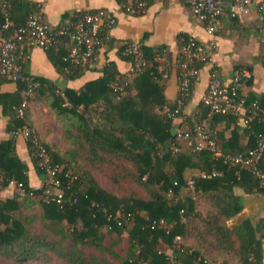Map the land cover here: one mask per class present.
I'll list each match as a JSON object with an SVG mask.
<instances>
[{
    "label": "trees",
    "instance_id": "1",
    "mask_svg": "<svg viewBox=\"0 0 264 264\" xmlns=\"http://www.w3.org/2000/svg\"><path fill=\"white\" fill-rule=\"evenodd\" d=\"M5 1L11 5L13 27L22 25L37 11V4L25 0H1L0 29L4 24ZM145 1L148 7L152 3ZM180 37L182 46L188 36ZM113 42L112 38L107 46L113 47ZM142 48L150 61L157 52L167 50L166 47ZM122 52L123 47L119 54L129 61ZM47 53L67 80L76 79L86 71L69 67L62 60L63 51ZM153 65L150 71L133 79L121 100L109 86L119 74L114 63L105 66L102 78L80 91L59 89L54 83L37 79L40 83L37 92L48 93L53 98L50 106L58 119H64L68 133L65 139L71 144L70 149L60 153L40 140L51 154L53 164L63 168L61 191L66 203H47L41 198L42 186L37 189L30 186L28 164L16 154L14 140L0 142V194L11 181L22 183L25 191L24 196L17 193L6 199L0 195V255L6 260L14 264L36 261L48 264L53 258L62 264H208L201 249L174 247L176 237L186 236L190 220L200 218L196 199L206 196L216 210L204 220V235L201 233L210 240L209 246L214 251L240 257L239 264H264V218L257 223L247 218L233 228L227 225L245 208L244 198L236 189L264 196V185L247 171L229 169L209 152L190 153L186 144L177 140L173 134L174 120L164 112L165 107L175 109L177 100L167 103L164 86L160 84L163 76L158 73L157 63ZM18 84L14 96L3 95L0 99L11 118L12 134L32 127L29 108L25 119L17 117L21 93L26 88L25 83ZM193 89L194 86L191 94ZM246 97L248 102L257 101L264 107V97ZM101 104L102 123H94L86 115ZM207 113L208 108L202 104L190 128L203 124ZM218 124H225L226 128L214 132ZM211 129L225 153H238L251 145L247 142L248 134L235 126L233 118L215 117ZM227 129L232 130L229 138L225 135ZM262 130L257 125L256 131ZM29 147L37 174L46 179L31 143ZM214 169L221 175L211 179L200 174L193 176L194 189L187 190V181L192 178L186 176L188 171L210 173ZM96 172L117 190L133 185L143 189L147 197L134 191L129 197H117L100 186L94 176ZM128 215L131 220L119 225L116 218ZM38 223L41 228L36 227ZM124 232L129 233V240L122 246ZM160 241L168 244L172 257L158 249Z\"/></svg>",
    "mask_w": 264,
    "mask_h": 264
},
{
    "label": "built area",
    "instance_id": "2",
    "mask_svg": "<svg viewBox=\"0 0 264 264\" xmlns=\"http://www.w3.org/2000/svg\"><path fill=\"white\" fill-rule=\"evenodd\" d=\"M119 1L122 11L130 16H142L147 12L145 0H115ZM190 12L197 20L204 24L207 32L215 35L224 18L238 19L256 12V30L264 34V0H184ZM11 5L3 3L4 24L0 29V85L3 83L26 84L22 91V101L17 109V117L25 119L26 110L35 97L40 83L24 74V66L29 60L28 51L40 47L45 51H63L62 60L69 67H80L90 70L96 67L99 53L112 39L111 31L117 22V15L106 9L89 10L77 14L67 25L52 28L49 26L43 7L37 5V11L30 14L25 22L13 27L10 15ZM123 56L129 58V69L124 74H117L110 83V89L121 100L128 93L133 79L150 71L157 63L158 73L166 80L169 69L159 70L160 65L170 66L169 52L164 49L157 52L152 61L148 60L142 46L136 42L123 44ZM214 47L207 46L189 37L178 53L177 79L179 95L175 109L165 107L164 112L172 120L183 116L186 102L191 96V89L200 80L201 70L210 66L209 82L201 103L208 108L206 120L203 124H195L193 128L181 127L176 136L179 142H184L190 153L201 154L209 152L214 160H221L229 169L247 171L260 184L264 185V107L259 102H248L243 90L251 79V72L247 67L238 69L230 82H225L218 70L212 66ZM182 113V115H180ZM197 116V115H196ZM195 116V118H196ZM215 117H230L235 120V126L247 133V142L251 143L245 150L238 153H225L212 132V120ZM257 125L263 128L257 132ZM23 135L29 143L33 155L37 158L46 180L41 188L40 197L47 203L56 202L64 205L61 191L63 168L54 165L49 151L41 144L39 136L33 127H25L15 131L14 137ZM247 143V144H248ZM179 150L176 149V152ZM214 169L210 173H200L205 179L220 176ZM9 187L25 195L22 183L11 181ZM194 189V178L187 181V190ZM196 199V196H195ZM75 199L73 202H76ZM119 225L130 221L131 216L116 218ZM163 223V221H162ZM174 247L181 249L182 237L174 240ZM208 264H211L208 261Z\"/></svg>",
    "mask_w": 264,
    "mask_h": 264
},
{
    "label": "crops",
    "instance_id": "3",
    "mask_svg": "<svg viewBox=\"0 0 264 264\" xmlns=\"http://www.w3.org/2000/svg\"><path fill=\"white\" fill-rule=\"evenodd\" d=\"M32 4L41 5L45 12L46 20L52 28L70 24L74 17L82 12L96 9L113 11L117 15V22L111 31L113 47L106 46L98 55L95 68L86 70L80 77L67 80L60 73L57 63L49 56L47 51L40 47L31 48L29 60L24 66V73L33 79H41L51 82L59 89L72 88L80 91L90 82L96 81L104 76V69L108 63H114L118 73L124 74L128 71L129 61L122 58L119 49L125 42H136L141 46L157 50L166 47L170 54V66L160 65L159 70L169 69V77L160 82L164 86V97L167 103L173 104L179 95V84L177 79L178 53L181 46V35L195 38L207 46L214 47L213 63L220 77L225 82H230L235 72L247 67L251 72V79L243 92L245 95L264 97V34L256 29V12L253 9L249 14L236 20L231 18L222 19L219 29L215 35L207 32L203 23L199 22L190 12L184 0H152L147 12L142 16H130L120 8L119 1L115 0H25ZM1 2V0H0ZM210 66L201 70L200 80L195 84L192 94L183 110V116L174 120V130L192 125L195 114L201 108L202 97L206 92ZM19 89L17 83H3L0 85V99L3 95L14 96ZM41 92V91H40ZM22 95V93H21ZM10 100H7L9 103ZM32 118L36 128L41 135L44 133L45 140L51 136L45 134L39 121V113L36 103L32 104ZM10 116L5 112L0 102V142L13 139L16 154L22 161L28 164L29 183L32 188L44 185L45 177L37 174L27 139L23 135L14 137L9 129ZM225 124H218L214 132L224 130ZM231 129L225 131L228 137ZM42 136V137H43ZM198 170L186 173L187 177L199 175ZM8 187L5 194L11 190ZM3 192V191H2ZM236 193L244 198L246 208L249 206L248 196L242 189H236ZM257 218H264V196L257 194ZM264 248V241H263Z\"/></svg>",
    "mask_w": 264,
    "mask_h": 264
},
{
    "label": "rangeland",
    "instance_id": "4",
    "mask_svg": "<svg viewBox=\"0 0 264 264\" xmlns=\"http://www.w3.org/2000/svg\"><path fill=\"white\" fill-rule=\"evenodd\" d=\"M53 98L48 94L44 92H37L35 97L31 100L30 106H29V113L31 116V124L33 129H35L36 134L39 136L40 140L44 141L46 144L52 145L53 151H59L60 153H64L68 149L71 148V144L67 142L65 139V135L67 133V129L65 127V121L62 118H57L55 113L53 112L50 104L52 102ZM36 103L37 110L39 113V121L42 124V128L45 131V134L47 136H51V139L48 141L44 138V133L41 135L39 130L35 126V122L32 118V104ZM103 111V105H97L95 106V110H92L89 112L86 117H90L92 122L94 123H102L100 119V112ZM73 131V130H72ZM221 131V129L219 130ZM231 131L229 132L228 137L231 135ZM226 135V134H225ZM43 136V137H42ZM62 169V167H61ZM1 176V175H0ZM94 176L96 177L98 183L100 186H102L104 189L112 192L117 197H129L131 195V192L134 191L135 194H140L142 197H147V193L137 187V186H131L126 185L122 190H117L114 188L113 184L102 174L96 172L94 173ZM1 178V177H0ZM1 180V179H0ZM1 192V196L6 198H12L15 195H17V190L14 188H11L10 191H8L6 194ZM249 199V206L247 210H243L239 215H237L235 218L227 222V225L231 228L234 226L240 224L243 220L250 218L253 220L254 223H257V194H250L248 196ZM197 201V212L200 215V218H193V220H190V223L188 225V232L185 237L182 238V245L187 248H199L204 253L206 259L211 264H224V261H228V264H239L240 257H236L233 254L226 255V253L217 252L214 251L210 246V240L208 238L202 237L201 233L204 235L205 231V223L204 220L207 217H210L211 215H214L216 213L215 207L213 206L212 200L209 197L206 196H199V198L196 199ZM246 208V205H245ZM37 228H41V225L38 223L36 225ZM105 231V229H104ZM123 241L122 246L127 244V241L129 240V233L124 232L123 234ZM238 247V245L236 246ZM158 249L162 252L167 253L170 257H172V250L169 249L168 244H165L164 242L160 241V244L158 246ZM0 264H14L9 260H6L5 257L0 255ZM31 264H45V262L42 261H36L35 263ZM48 264H62L58 259L53 258L51 263Z\"/></svg>",
    "mask_w": 264,
    "mask_h": 264
},
{
    "label": "water",
    "instance_id": "5",
    "mask_svg": "<svg viewBox=\"0 0 264 264\" xmlns=\"http://www.w3.org/2000/svg\"><path fill=\"white\" fill-rule=\"evenodd\" d=\"M176 132H177L176 130H173V134H174V135H176Z\"/></svg>",
    "mask_w": 264,
    "mask_h": 264
}]
</instances>
